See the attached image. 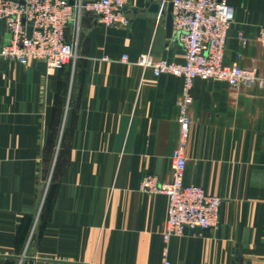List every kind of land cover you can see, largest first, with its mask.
Masks as SVG:
<instances>
[{"label": "crops", "instance_id": "1", "mask_svg": "<svg viewBox=\"0 0 264 264\" xmlns=\"http://www.w3.org/2000/svg\"><path fill=\"white\" fill-rule=\"evenodd\" d=\"M169 2L128 0L126 25L81 11L60 69L0 55V264H264V84L193 80L183 183L220 197L215 226L164 241L168 198L141 189L172 180L179 143L182 77L137 64L183 61ZM226 2L223 63L264 77V0Z\"/></svg>", "mask_w": 264, "mask_h": 264}, {"label": "built area", "instance_id": "2", "mask_svg": "<svg viewBox=\"0 0 264 264\" xmlns=\"http://www.w3.org/2000/svg\"><path fill=\"white\" fill-rule=\"evenodd\" d=\"M128 0H90L71 4L69 0H0V21L5 23L9 40L0 46V55L22 64L44 61L46 69H60L74 57V46L65 38L67 26L81 11L100 16L106 26L126 25ZM172 27L184 48L183 61L153 59L149 53L139 56L137 64L150 68L153 75L170 73L182 77L178 108L179 143L171 153L172 175L169 182L158 183L145 175L141 189L164 193L168 198L163 240L183 235L186 230L209 228L218 221L220 197L207 193L201 186L183 183L194 78H213L239 84H264L255 69L223 63L227 38L234 19V9L226 0H171ZM32 27L31 35L28 27ZM258 44L264 50V24L258 33ZM126 56L122 55L121 60ZM165 252V248H164ZM167 262L164 260V264Z\"/></svg>", "mask_w": 264, "mask_h": 264}, {"label": "water", "instance_id": "3", "mask_svg": "<svg viewBox=\"0 0 264 264\" xmlns=\"http://www.w3.org/2000/svg\"><path fill=\"white\" fill-rule=\"evenodd\" d=\"M69 2L71 3L70 0H69ZM159 8L160 7H159L158 4L153 3L151 5V7H150V10L157 12L159 10ZM171 11H172V2H169L167 4L166 14H165V26H166V32H167V35L168 36H170L172 34V29H173V27H172V14H171ZM31 32H32V27L29 26L28 27V34H29V36L31 35ZM37 67L43 73L46 71V64H45L44 61H37ZM195 229H198V228H195Z\"/></svg>", "mask_w": 264, "mask_h": 264}]
</instances>
